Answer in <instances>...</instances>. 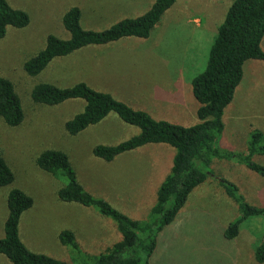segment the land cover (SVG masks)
<instances>
[{
    "label": "rangeland",
    "instance_id": "rangeland-1",
    "mask_svg": "<svg viewBox=\"0 0 264 264\" xmlns=\"http://www.w3.org/2000/svg\"><path fill=\"white\" fill-rule=\"evenodd\" d=\"M9 2L26 10L30 22L25 27L9 25L0 39V75L14 82L25 113L18 126H8L0 117V155L14 172V180L0 186V228L8 214V192L20 188L34 200L21 216L22 241L33 251L71 261L69 248L58 238L61 229H72L88 253L103 251L121 234L113 232L114 220L97 208L59 199L57 191L65 181L40 168L38 155L48 148L65 151L87 190L131 217L143 219L148 217L157 189L170 171L175 148L148 143L113 161L99 158L92 151L96 144L117 143L140 129L111 112L102 122L70 135L64 123L83 109L85 101L38 103L31 96L33 86L40 81L69 86L84 80L155 118L191 125L198 121L199 107L191 79L205 69L210 45L232 0H176L148 37L129 36L97 47L85 46L54 58L38 76L27 75L23 62L44 47L48 34L70 37L62 16L71 6L80 7L85 28L104 29L122 18L143 14L154 0ZM261 45L264 49V36ZM124 74L132 85L120 80ZM224 114L225 129L217 143L220 150L245 151L251 131L258 128L264 132V61L250 58L245 62L243 79ZM253 158L264 163V152L255 153ZM211 168L238 182L248 201L264 205V177L244 163L235 158L214 159ZM139 188L145 192L136 194ZM238 215L237 202L215 176H209L192 190L176 219L160 232L149 262L264 264L254 257V246L264 236V216L249 217L239 234L227 239L224 229ZM0 264L13 263L0 254Z\"/></svg>",
    "mask_w": 264,
    "mask_h": 264
},
{
    "label": "trees",
    "instance_id": "trees-1",
    "mask_svg": "<svg viewBox=\"0 0 264 264\" xmlns=\"http://www.w3.org/2000/svg\"><path fill=\"white\" fill-rule=\"evenodd\" d=\"M175 1L154 0L143 14L122 18L104 29L85 28L81 23L80 7L71 6L62 16V23L70 32V37L48 34L44 47L25 59L23 68L27 75L38 76L54 58L85 46L97 47L129 36L148 37ZM29 22L30 15L26 10L14 7L9 0H0V39L6 35L9 25L25 27ZM263 36L264 0H232L210 45L205 69L191 79L193 95L199 102L198 121L191 125L155 118L147 110L135 108L111 92L94 88L84 80L69 86L49 81L36 83L31 90L35 102L57 105L69 99L85 101L83 109L64 123L70 135L102 122L111 112L140 129L117 143L96 144L92 149L95 156L113 161L118 155L148 143L169 144L175 148V153L170 171L157 189L149 215L142 219L131 217L107 199L87 190L65 151L56 148L43 150L37 157V165L65 181L57 191L59 199L97 208L114 220L116 230L112 225L113 232L118 230L121 238L103 251L88 253L82 250L76 233L70 228H63L58 238L69 248L71 261L33 251L22 241L19 224L23 212L32 207L34 200L15 187L7 195L8 214L4 221V236L0 237V254L13 264H151L149 257L157 248L160 232L176 219L192 190L211 175L238 204V217L224 229L227 239H234L249 217L264 216V205L248 201L240 192L238 182L215 173L211 168L214 159L235 158L264 177V163L253 158L255 153L264 152L262 130L255 128L251 131L245 151L220 150L217 144L225 129V108L233 101L243 79L245 62L250 58L264 61ZM0 117L8 126H18L25 118L14 82L3 75H0ZM13 180V170L0 155V186ZM254 257L257 262H264V236L254 246Z\"/></svg>",
    "mask_w": 264,
    "mask_h": 264
},
{
    "label": "crops",
    "instance_id": "crops-1",
    "mask_svg": "<svg viewBox=\"0 0 264 264\" xmlns=\"http://www.w3.org/2000/svg\"><path fill=\"white\" fill-rule=\"evenodd\" d=\"M118 78H119V76L116 77L117 81H118ZM120 80H121V81H124L125 84H126L127 86L132 85V83H129V82L127 81V75H126V74H124L123 76H121V77H120ZM134 83H137V82H134ZM134 192H135L136 194H143V193L145 192V189H143V188H139L138 190H136V191H134ZM5 219H6V218H5ZM2 236H4V225L0 228V237H2Z\"/></svg>",
    "mask_w": 264,
    "mask_h": 264
}]
</instances>
